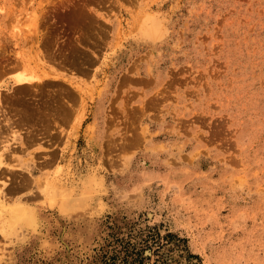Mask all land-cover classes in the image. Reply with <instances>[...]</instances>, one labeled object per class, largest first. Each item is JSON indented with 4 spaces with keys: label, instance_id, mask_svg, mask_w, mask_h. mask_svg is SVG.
Returning <instances> with one entry per match:
<instances>
[{
    "label": "rangeland",
    "instance_id": "rangeland-1",
    "mask_svg": "<svg viewBox=\"0 0 264 264\" xmlns=\"http://www.w3.org/2000/svg\"><path fill=\"white\" fill-rule=\"evenodd\" d=\"M1 199L0 264H264V0H0Z\"/></svg>",
    "mask_w": 264,
    "mask_h": 264
},
{
    "label": "bare ground",
    "instance_id": "bare-ground-1",
    "mask_svg": "<svg viewBox=\"0 0 264 264\" xmlns=\"http://www.w3.org/2000/svg\"><path fill=\"white\" fill-rule=\"evenodd\" d=\"M15 78L21 84L35 82V77L26 76L25 74L16 75ZM59 198H61V201L58 202L59 205L67 210V207L71 204L63 201L62 197ZM5 201L4 199L0 201V232L4 236L23 234L26 227L35 223L34 211L21 201H13L12 203H6Z\"/></svg>",
    "mask_w": 264,
    "mask_h": 264
},
{
    "label": "trees",
    "instance_id": "trees-1",
    "mask_svg": "<svg viewBox=\"0 0 264 264\" xmlns=\"http://www.w3.org/2000/svg\"><path fill=\"white\" fill-rule=\"evenodd\" d=\"M166 235H169V233ZM143 248L141 250H135L134 248L133 250H129L128 247H124L123 249L124 255L119 258L118 262L114 263L116 257L113 255L111 256V262L113 264H143V258H144L142 257Z\"/></svg>",
    "mask_w": 264,
    "mask_h": 264
}]
</instances>
